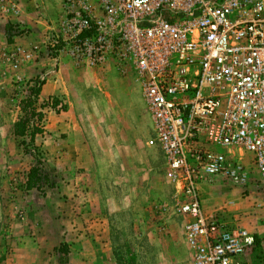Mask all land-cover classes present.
Returning a JSON list of instances; mask_svg holds the SVG:
<instances>
[{"label":"rangeland","instance_id":"rangeland-1","mask_svg":"<svg viewBox=\"0 0 264 264\" xmlns=\"http://www.w3.org/2000/svg\"><path fill=\"white\" fill-rule=\"evenodd\" d=\"M102 1L86 0L93 15ZM63 15L62 0H0V264H59L52 248L61 242L64 264H190L163 156L146 146L152 133L134 68L78 61L65 45L50 53ZM6 22L22 29L11 44ZM41 81L30 97L41 118L29 123L41 132L29 151L55 182L42 195L23 189L35 160L12 134L18 102ZM256 177L251 169L247 187L213 179L198 189L203 211L260 239L261 248L237 259L245 264H264V189Z\"/></svg>","mask_w":264,"mask_h":264},{"label":"built area","instance_id":"built-area-1","mask_svg":"<svg viewBox=\"0 0 264 264\" xmlns=\"http://www.w3.org/2000/svg\"><path fill=\"white\" fill-rule=\"evenodd\" d=\"M62 4L49 50L60 39L70 58L138 76L190 264H237L252 234L203 211L198 189L245 185L251 169L264 189V0H103L96 15L86 0Z\"/></svg>","mask_w":264,"mask_h":264},{"label":"trees","instance_id":"trees-1","mask_svg":"<svg viewBox=\"0 0 264 264\" xmlns=\"http://www.w3.org/2000/svg\"><path fill=\"white\" fill-rule=\"evenodd\" d=\"M21 33H22V29L14 23L6 22L3 26V35L5 36L7 43L9 44L13 42L12 40L14 36H18ZM89 34H90L89 31L81 32L75 37L74 40L75 41L81 40L89 36ZM62 45L68 46L69 43L65 44L59 39L54 44V48L49 50V52L50 53L52 52L53 55H55V52H53V50L54 49L61 50V48L63 47ZM42 85H43V81L38 82L36 86L29 87L28 91L30 96L25 97L24 99H21L18 102V107L20 109L21 115L12 124L13 136L21 139L19 144L22 147V152L25 155H28L29 157H32L35 160V165L30 166L25 174L23 189L25 191H34L41 195L44 194L45 189L52 190L55 187V182L50 179L49 175L40 167L39 161H37L29 151V146L30 144H32L34 136L36 134H40L41 132L40 128H38L37 125L29 124L33 118H36L37 121H39L41 118V114L39 112H36L34 107L32 106L33 101L31 100V98L35 99L38 96L40 92V87ZM50 105L52 108H54L57 105V101L53 99V103ZM24 138H27V141ZM248 184H250V180L247 181L245 185L239 187H247ZM252 237H253L252 245L248 249H246L244 255L242 256H245L248 253V251L252 248L255 249L261 248L262 245H260L261 244L260 239L255 235H252ZM262 250H264V245L262 247ZM52 251L60 256L57 258V262L59 264L66 263L68 248L64 242H61L59 243L58 246L53 247ZM237 264H245V263L242 261V262H238Z\"/></svg>","mask_w":264,"mask_h":264},{"label":"crops","instance_id":"crops-1","mask_svg":"<svg viewBox=\"0 0 264 264\" xmlns=\"http://www.w3.org/2000/svg\"><path fill=\"white\" fill-rule=\"evenodd\" d=\"M10 23H13V22H10Z\"/></svg>","mask_w":264,"mask_h":264}]
</instances>
